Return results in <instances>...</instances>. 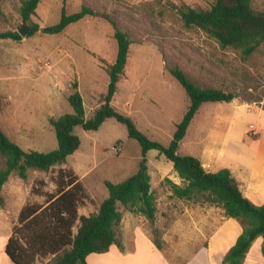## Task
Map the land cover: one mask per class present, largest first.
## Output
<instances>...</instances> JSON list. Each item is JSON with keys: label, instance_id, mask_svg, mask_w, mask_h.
<instances>
[{"label": "rangeland", "instance_id": "obj_1", "mask_svg": "<svg viewBox=\"0 0 264 264\" xmlns=\"http://www.w3.org/2000/svg\"><path fill=\"white\" fill-rule=\"evenodd\" d=\"M0 1L5 13L0 29L18 30L25 23L20 14L23 0ZM214 1L41 0L32 16V22L38 23L40 29L32 36H22L21 40L0 41V127L23 149L48 152L58 147L50 118L73 112L67 97L74 81L79 83L87 118L92 117L100 105V97L106 93L110 81L106 68L114 63L117 54L114 27L101 16H86L70 24L62 33H45V27L59 22L64 6L68 13L85 5L98 14H108L130 36L128 62L118 83L115 105L121 112H130L138 128L151 139L169 145L176 123L184 117L190 103L185 89L167 67H180L202 87L236 89L241 95L237 100L247 103L250 108L264 109V46L249 60L243 61L235 51L220 48L202 30L186 27L179 15L182 7L207 9ZM254 5L264 9V0H254ZM245 86H248L246 90ZM250 98L258 101L253 102ZM217 104H203L188 138L195 135L200 120L204 127L207 121L203 116ZM256 112L250 111L242 117L243 121L250 120L246 130L252 142L263 135ZM252 125L255 130L251 129ZM74 133L81 144L65 163L49 171L30 170L29 177L24 180L13 175L12 180L19 183L14 197H20L15 206L23 201L45 204L47 194L56 191L58 172L70 169L87 192L79 214L90 215L98 211L108 196L105 181L118 183L138 170L143 158L141 146L114 118L107 119L98 130H85L78 125ZM180 152L184 153L182 149ZM252 153L251 148L247 150L246 166L250 165ZM146 158L153 176L156 218L150 221L145 215L121 207L123 220L117 227L119 239L122 240L123 233L136 224L154 243L161 244L173 264H186L193 254L208 247L214 232L224 225L227 217L217 205L175 196L166 181L167 176L171 178L177 174L173 163L159 155L156 149L149 150ZM4 161L0 153L1 167ZM260 167H264V159L258 160L255 171ZM175 176L177 183L184 185V181ZM36 187L38 194L32 190ZM9 190L10 186L2 191L4 199L12 193ZM11 211L15 225L19 216H16L15 208ZM5 223L8 229V221ZM78 226L79 221L73 228L74 234ZM232 241L233 237H230L228 244ZM257 253L258 244L254 243L244 264H263L262 255H258L259 261L254 263ZM96 255L101 254L91 256ZM113 258L110 264H130L128 259L117 263V257L116 260ZM50 259L51 256L39 258L36 264H54Z\"/></svg>", "mask_w": 264, "mask_h": 264}, {"label": "trees", "instance_id": "obj_2", "mask_svg": "<svg viewBox=\"0 0 264 264\" xmlns=\"http://www.w3.org/2000/svg\"><path fill=\"white\" fill-rule=\"evenodd\" d=\"M40 2L22 1V20L27 25L30 23L28 26L31 27L28 36L40 29L38 23L32 22ZM4 15L0 1V27ZM179 15L186 27L202 30L220 48L235 51L243 61L249 60L264 46V9L256 8L254 0H215L207 9L182 7ZM86 16H101L114 27L117 54L114 63L106 68L110 77L107 91L101 95L100 105L92 117L87 118L79 83L77 80L72 83V92L67 99L73 112L50 118L58 141V147L52 151L25 150L0 127V153L5 159L4 166H0V206L5 203L3 187L12 174L27 179L29 170L49 171L67 161L81 144L79 136L74 133L78 125L85 130H98L107 119L114 118L126 127L129 137L139 142L143 158L138 170L127 179L118 183L105 181L108 196L98 211L90 215L79 214V207L87 198L81 180L72 170L61 169L56 178V191L47 194L45 204L30 203L21 209L6 245V253L15 264H36L39 258L47 256H51L50 261L54 264H88L87 257L92 253H106L112 245L123 249L117 232L123 220L121 207L145 215L150 221L156 218V197L146 158L149 150L156 149L159 155L173 163L174 171L184 181V185H180L166 178L175 196L217 205L224 210L226 217L240 223L242 232L225 255L223 264H243L255 240L258 237L264 239V203L251 201L229 168L209 171L197 157L179 153L180 143L204 103H228L241 95L236 89L202 87L180 67H167L185 89L190 103L183 119L176 125L169 145L151 139L138 128L130 115L112 103L128 62L132 43L128 33L122 31L108 14H98L85 5L72 13H68L64 6L59 22L45 27L44 32L62 33L70 24ZM3 39L21 40L22 36L18 30L0 29V41ZM247 88L245 86V90ZM32 190L38 194L37 187ZM78 221L74 234L73 228ZM155 244L161 249L159 242L155 241ZM262 252L264 254V242Z\"/></svg>", "mask_w": 264, "mask_h": 264}, {"label": "crops", "instance_id": "obj_3", "mask_svg": "<svg viewBox=\"0 0 264 264\" xmlns=\"http://www.w3.org/2000/svg\"><path fill=\"white\" fill-rule=\"evenodd\" d=\"M112 103L115 105L114 99ZM202 107L203 105L188 127L187 133L180 143L179 153L182 154L180 152L182 149L184 151L183 155L197 157L209 171L229 168L238 181L241 182L240 184L244 188V190L242 189L244 194L256 204L264 203V167H260L255 171L258 160L264 159V109L259 107L257 109L250 108L247 103L237 99L228 103H218L211 108L212 111H209L208 114L203 116L207 121L204 127H202V121L200 120L196 126L197 131L195 135L188 138L189 131H193L194 122L199 113H201ZM250 111H257V116L261 120V123L257 124L263 129V135L260 140L254 142L250 141L246 130V126L250 120L243 121L242 118L244 115H248L247 113ZM126 114L130 115L131 113L128 112ZM250 148L253 153L249 156L250 165L246 166V154ZM175 175L178 174H174L171 178L168 176L166 178H170L175 182ZM12 177L13 174L3 187L4 191L7 187L9 189L10 186L9 191L12 190V193L10 192L8 196H5V208L0 206V264H15L6 253V245L14 228V215L11 210L15 208V214L18 217L21 209L26 204V201H23L21 204L14 205L15 201H18L20 197H14L15 191H17L16 186L19 183L17 180H12ZM151 177L153 178L152 175ZM6 221L9 223L8 229H6ZM241 232L242 227L240 223L234 218L227 217L224 225L218 227L214 232L208 247L201 248L191 257L189 256L190 259L186 264H223L222 261L225 254L235 244ZM123 235L124 237L121 240L123 249H120L117 245H112L106 253H99L101 255L93 257L91 255L94 253H92L87 257L88 264H110L112 262V256L114 260L117 257V263L119 261L120 263H124L128 259L130 264H173L165 252L155 245L142 227L134 224L132 229L130 228V230L124 232ZM230 237H233V241L228 244ZM263 241L264 239L262 237H258L254 242L258 244V253L255 255L254 263L259 261L257 259L258 255H262V260H264V254L261 248ZM126 251L131 252L129 253L130 255Z\"/></svg>", "mask_w": 264, "mask_h": 264}, {"label": "water", "instance_id": "obj_4", "mask_svg": "<svg viewBox=\"0 0 264 264\" xmlns=\"http://www.w3.org/2000/svg\"><path fill=\"white\" fill-rule=\"evenodd\" d=\"M43 28H41L42 30ZM31 30V27L28 26L26 23H23L22 26L18 29L21 36L26 37L28 36L29 32Z\"/></svg>", "mask_w": 264, "mask_h": 264}, {"label": "built area", "instance_id": "obj_5", "mask_svg": "<svg viewBox=\"0 0 264 264\" xmlns=\"http://www.w3.org/2000/svg\"><path fill=\"white\" fill-rule=\"evenodd\" d=\"M251 129H252V130H255V128H254V126H253V125L251 126Z\"/></svg>", "mask_w": 264, "mask_h": 264}]
</instances>
